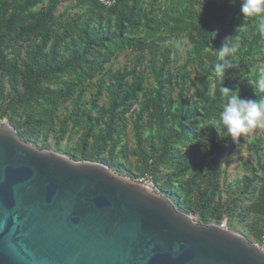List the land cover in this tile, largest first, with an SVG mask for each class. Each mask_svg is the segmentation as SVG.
Returning a JSON list of instances; mask_svg holds the SVG:
<instances>
[{"label": "trees", "instance_id": "1", "mask_svg": "<svg viewBox=\"0 0 264 264\" xmlns=\"http://www.w3.org/2000/svg\"><path fill=\"white\" fill-rule=\"evenodd\" d=\"M240 2L0 0V120L38 148L148 175L178 212L260 241L264 128L234 138L216 124L221 87L264 98V33ZM229 37L238 51L219 76ZM229 143L248 153L230 181Z\"/></svg>", "mask_w": 264, "mask_h": 264}, {"label": "water", "instance_id": "2", "mask_svg": "<svg viewBox=\"0 0 264 264\" xmlns=\"http://www.w3.org/2000/svg\"><path fill=\"white\" fill-rule=\"evenodd\" d=\"M194 218L0 120V264H264L244 236Z\"/></svg>", "mask_w": 264, "mask_h": 264}, {"label": "clouds", "instance_id": "3", "mask_svg": "<svg viewBox=\"0 0 264 264\" xmlns=\"http://www.w3.org/2000/svg\"><path fill=\"white\" fill-rule=\"evenodd\" d=\"M239 11L243 17L257 18L258 31L264 33V0H242ZM245 28L246 26L240 25L236 30H245ZM207 35L211 38V41L215 38L216 33L213 32ZM237 51L238 44L233 42V37L226 38L222 46L218 50H215L217 56L223 61L217 62L214 65L217 75L223 76L226 67L229 66L228 61L224 58L236 54ZM256 87L258 90L264 91V75H261L256 81ZM220 91L228 99L216 120L218 127L226 129L228 134L234 138L248 134L255 128H264V98L259 100L241 99L238 88L235 91H230L227 88L221 87ZM133 181L136 182V180ZM225 230L229 231L228 227Z\"/></svg>", "mask_w": 264, "mask_h": 264}, {"label": "built area", "instance_id": "4", "mask_svg": "<svg viewBox=\"0 0 264 264\" xmlns=\"http://www.w3.org/2000/svg\"><path fill=\"white\" fill-rule=\"evenodd\" d=\"M95 1H97L99 4H101L107 8L113 6L116 2V0H95ZM136 182L144 190H146L148 192H156V187H155L154 182L150 176H148V175L141 176L136 180ZM221 225H222V227H224V229H227L226 220L222 221ZM250 243L254 246V248L257 251H259L260 253H262L264 255V231H263V234H262L260 241L250 242Z\"/></svg>", "mask_w": 264, "mask_h": 264}, {"label": "rangeland", "instance_id": "5", "mask_svg": "<svg viewBox=\"0 0 264 264\" xmlns=\"http://www.w3.org/2000/svg\"><path fill=\"white\" fill-rule=\"evenodd\" d=\"M2 121L6 123V120H2ZM258 131H259V129H256L254 131L253 135L258 133ZM232 145H233V143H229L227 146V159H228V157H230L231 159H230L229 163L227 164L228 167L226 168L225 176L227 177V180H229V181L232 180L234 177H237L241 174V169L237 168V164L240 161L238 157L247 158V156H248V153L244 149H242L241 152L239 150H233ZM238 151H239V153H238ZM229 231H231V230H229ZM231 232L234 234H238V233H235L233 231H231ZM238 235H240V234H238ZM247 238L249 240H253L252 236H247Z\"/></svg>", "mask_w": 264, "mask_h": 264}]
</instances>
